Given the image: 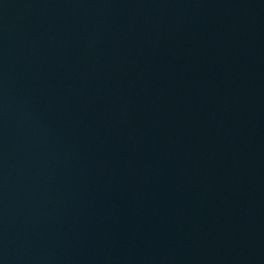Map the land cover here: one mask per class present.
<instances>
[{"label": "water", "instance_id": "water-1", "mask_svg": "<svg viewBox=\"0 0 264 264\" xmlns=\"http://www.w3.org/2000/svg\"><path fill=\"white\" fill-rule=\"evenodd\" d=\"M0 264H264V0H0Z\"/></svg>", "mask_w": 264, "mask_h": 264}]
</instances>
